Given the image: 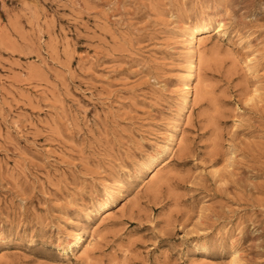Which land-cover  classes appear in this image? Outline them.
I'll return each instance as SVG.
<instances>
[{"label":"rangeland","instance_id":"1","mask_svg":"<svg viewBox=\"0 0 264 264\" xmlns=\"http://www.w3.org/2000/svg\"><path fill=\"white\" fill-rule=\"evenodd\" d=\"M0 264H264V0H0Z\"/></svg>","mask_w":264,"mask_h":264},{"label":"bare ground","instance_id":"2","mask_svg":"<svg viewBox=\"0 0 264 264\" xmlns=\"http://www.w3.org/2000/svg\"><path fill=\"white\" fill-rule=\"evenodd\" d=\"M187 29H189V35H188L189 37L188 38L190 39V42L188 43V45H189V49H188V63H187V67H186V74H185V76L183 78L184 80L190 79L191 76H192V73H193V59L195 57L194 38L198 37L202 33L207 32L208 31V26L205 24V22L198 21L196 23L191 24ZM218 32H219V30H216L215 34L218 33ZM198 38H200V37H198ZM183 90H184V96H183V100L182 101H183V104H186V102L188 101V95H189L188 82L184 83ZM115 196H116L115 195V190L114 189H110L106 193V196H105L104 200L101 201L98 204L97 213L99 214V212H101L103 210H108V208L110 207L111 201L113 200V198ZM107 214H109V213H107ZM80 241H81V237L80 236L75 237L72 244L78 246Z\"/></svg>","mask_w":264,"mask_h":264}]
</instances>
